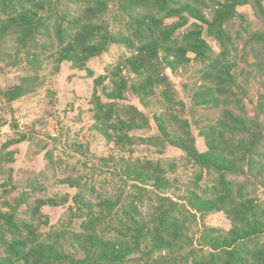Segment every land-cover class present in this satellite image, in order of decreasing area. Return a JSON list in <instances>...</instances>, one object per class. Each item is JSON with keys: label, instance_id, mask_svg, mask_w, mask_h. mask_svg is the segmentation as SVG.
Wrapping results in <instances>:
<instances>
[{"label": "trees", "instance_id": "1", "mask_svg": "<svg viewBox=\"0 0 264 264\" xmlns=\"http://www.w3.org/2000/svg\"><path fill=\"white\" fill-rule=\"evenodd\" d=\"M0 2L1 60L23 70L13 88L0 83V95L16 102L36 93L49 65L93 76L88 63L118 47L119 61L95 79V128L124 152L143 144L182 152L123 160V190L68 178L62 184L80 188L72 200L5 195L0 264H264V0ZM192 64L188 111L172 77ZM151 122L157 134L137 135ZM22 140L5 143L0 157L14 189L9 148ZM181 168L192 173L176 199L169 192L181 181L171 176ZM64 205L52 224L43 208ZM218 213L231 227L203 225L196 239L194 224Z\"/></svg>", "mask_w": 264, "mask_h": 264}, {"label": "rangeland", "instance_id": "2", "mask_svg": "<svg viewBox=\"0 0 264 264\" xmlns=\"http://www.w3.org/2000/svg\"><path fill=\"white\" fill-rule=\"evenodd\" d=\"M1 9L0 2V11ZM240 10L249 13V8ZM213 46L216 48L214 44ZM121 54L120 48L113 47L108 54L90 61L88 68L93 76L86 71L74 69L72 64L67 62L62 64L59 71L49 65L48 70L43 72L44 85L36 93L16 102H9L0 95V157L5 143L23 139L9 148L14 153V162L9 164V168L13 169V178L20 184L16 189L7 187L6 185H9L7 176H0V207L3 204V197L10 192L16 195L22 193L31 195L33 192L39 198L72 200L80 188L77 186L70 188L62 184L68 178L79 181L80 186L88 183L95 185L97 189L108 186L110 190H123L125 185L121 179L123 160L141 157L166 161L182 155V152L176 149L158 151L145 144L137 146L134 152H124L104 139L95 128L96 122L93 118L95 92L102 96L101 91L96 89L95 79L105 74L109 66L116 65ZM194 69L195 64H192L187 71H181L172 77L179 97L188 105V111L191 106L187 96L194 86L195 79L192 73ZM22 74L21 67H15L11 61L4 62L0 57V83L3 91L13 88L16 78ZM184 85H187L186 89ZM127 97V104L143 109L139 99L131 94ZM205 113L200 112L203 115ZM188 116L190 117V114ZM150 134H157L154 122H151L150 130L137 132V135L142 137ZM198 147L201 150L205 149L202 138H198ZM48 152L52 154L53 166L46 157ZM104 158L114 160L105 163L102 160ZM191 173L192 171L187 172L185 168H181L172 175L171 179L181 181L178 185L181 190H172L169 195L175 198L185 195L182 184L188 180ZM35 182L41 185L39 190L34 192L30 190L29 185ZM261 196L264 197V189L261 190ZM67 209L68 206L65 205L58 208L46 206L43 211L49 216L50 222L56 224ZM203 225L227 230L231 227L224 214L210 215L204 223L198 220V223L194 224L196 239Z\"/></svg>", "mask_w": 264, "mask_h": 264}]
</instances>
